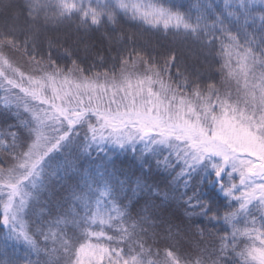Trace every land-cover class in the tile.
<instances>
[{
  "label": "snow or ice",
  "instance_id": "snow-or-ice-1",
  "mask_svg": "<svg viewBox=\"0 0 264 264\" xmlns=\"http://www.w3.org/2000/svg\"><path fill=\"white\" fill-rule=\"evenodd\" d=\"M0 105V264H264V0H0ZM81 133L136 171L32 228L25 181Z\"/></svg>",
  "mask_w": 264,
  "mask_h": 264
},
{
  "label": "trees",
  "instance_id": "trees-1",
  "mask_svg": "<svg viewBox=\"0 0 264 264\" xmlns=\"http://www.w3.org/2000/svg\"><path fill=\"white\" fill-rule=\"evenodd\" d=\"M147 2V0H145ZM97 46L103 41L97 37ZM0 105V109H2ZM18 120L10 115L6 123L0 124V133L15 131ZM4 137L0 135V139ZM83 133L75 137L76 144L71 149L64 144L60 149L51 153L41 165L39 178H29L28 185L33 194L23 210V220L32 228L68 231L69 235L77 226L84 227L94 202L104 188V178L112 173L115 180L130 177L136 171L134 157L126 156L119 151H112L111 146L104 150L90 148L85 150L81 145ZM76 145H81L77 147ZM187 189L181 187V191ZM120 197H116L119 199ZM112 197L102 200L106 208L112 202ZM125 203H128L125 201ZM143 202H141L142 205ZM133 208V212H135ZM183 213L178 207L162 214L164 220L179 222ZM203 223V219L197 220ZM8 229L0 224V244L12 245L7 239ZM20 254L23 255L22 250Z\"/></svg>",
  "mask_w": 264,
  "mask_h": 264
},
{
  "label": "rangeland",
  "instance_id": "rangeland-1",
  "mask_svg": "<svg viewBox=\"0 0 264 264\" xmlns=\"http://www.w3.org/2000/svg\"><path fill=\"white\" fill-rule=\"evenodd\" d=\"M39 173H40V170H39ZM39 176V175H38ZM38 176H34L35 177V179L37 178H39ZM24 190H25V192H27V193H29V196H28V200H27V203H28V201L30 200L29 198L32 196V194H33V192H32V190L33 189H31L30 190V188H29V186L26 184V185H24ZM98 199H101L100 198V195L98 196V198L95 200V202H94V205H95V208H96V206H97V200ZM26 203V204H27ZM103 204V202H102V200H101V205H100V207L102 208V209H106V207L104 206V205H102ZM26 206V205H25ZM25 206H24V208H25ZM24 208L21 210V213H20V215H21V218L23 219V217H22V214H23V210H24ZM95 208H94V210H95Z\"/></svg>",
  "mask_w": 264,
  "mask_h": 264
}]
</instances>
